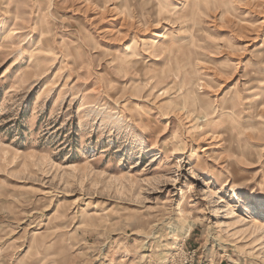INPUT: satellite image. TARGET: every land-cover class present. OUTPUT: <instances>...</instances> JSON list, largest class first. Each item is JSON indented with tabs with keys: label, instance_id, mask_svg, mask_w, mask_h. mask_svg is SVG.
Returning a JSON list of instances; mask_svg holds the SVG:
<instances>
[{
	"label": "rangeland",
	"instance_id": "374dc122",
	"mask_svg": "<svg viewBox=\"0 0 264 264\" xmlns=\"http://www.w3.org/2000/svg\"><path fill=\"white\" fill-rule=\"evenodd\" d=\"M0 264H264V0H0Z\"/></svg>",
	"mask_w": 264,
	"mask_h": 264
},
{
	"label": "bare ground",
	"instance_id": "6f19581e",
	"mask_svg": "<svg viewBox=\"0 0 264 264\" xmlns=\"http://www.w3.org/2000/svg\"><path fill=\"white\" fill-rule=\"evenodd\" d=\"M184 213H185V212H184V211H182V212L180 213V214H181V216H183V214H184ZM254 221H255V220H254ZM192 225H193V224H192V223H190V225H189L190 227H189V230H188V232H189V231L192 229Z\"/></svg>",
	"mask_w": 264,
	"mask_h": 264
}]
</instances>
